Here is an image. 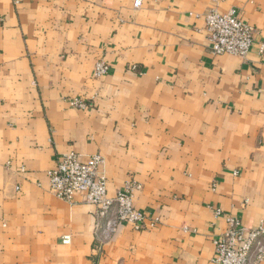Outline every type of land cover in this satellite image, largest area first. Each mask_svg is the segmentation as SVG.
I'll return each instance as SVG.
<instances>
[{
    "label": "crops",
    "instance_id": "0c3cea01",
    "mask_svg": "<svg viewBox=\"0 0 264 264\" xmlns=\"http://www.w3.org/2000/svg\"><path fill=\"white\" fill-rule=\"evenodd\" d=\"M211 9L257 29L246 59L210 52ZM262 42L264 0H0V264H215L226 217L264 221ZM68 152L157 227L55 197Z\"/></svg>",
    "mask_w": 264,
    "mask_h": 264
},
{
    "label": "built area",
    "instance_id": "2783aa9c",
    "mask_svg": "<svg viewBox=\"0 0 264 264\" xmlns=\"http://www.w3.org/2000/svg\"><path fill=\"white\" fill-rule=\"evenodd\" d=\"M143 3L144 0H134V8L140 9ZM205 22L210 52L214 56L248 57L258 31L242 20L237 10L223 14L217 9H211L205 14ZM259 53L264 56V42L260 43ZM109 70L108 64L99 61L94 67V77H104ZM70 105L78 109L89 106L79 98L70 100ZM104 165L105 159L101 155H92L82 160L79 154L68 152L47 172L49 190L55 197L69 204H75L78 197H83L86 203L97 207L100 218H106L114 212L117 224L129 223L138 231L156 228L158 219L149 220L144 213L134 208L135 194L142 186L135 181H127L115 196H110L107 178L101 172ZM215 214L217 217L222 216L219 209ZM226 225V229L214 239L215 264H248L253 252L259 262L264 261V221L255 226H245L238 218L228 216ZM108 229L112 230L111 223ZM63 242L70 243V237H64Z\"/></svg>",
    "mask_w": 264,
    "mask_h": 264
}]
</instances>
